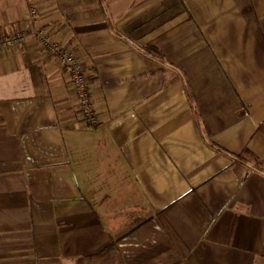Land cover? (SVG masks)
Segmentation results:
<instances>
[{
	"label": "crops",
	"instance_id": "crops-1",
	"mask_svg": "<svg viewBox=\"0 0 264 264\" xmlns=\"http://www.w3.org/2000/svg\"><path fill=\"white\" fill-rule=\"evenodd\" d=\"M33 27L100 124L34 37L0 51V264H264V0H0V35Z\"/></svg>",
	"mask_w": 264,
	"mask_h": 264
},
{
	"label": "built area",
	"instance_id": "built-area-1",
	"mask_svg": "<svg viewBox=\"0 0 264 264\" xmlns=\"http://www.w3.org/2000/svg\"><path fill=\"white\" fill-rule=\"evenodd\" d=\"M31 18L37 16V8L30 7ZM34 37L37 45L49 56L55 58L68 72L74 91L78 122L93 129L100 124L95 103L90 93L89 81L79 53L53 39L40 28H24L0 35V51L23 46L29 37Z\"/></svg>",
	"mask_w": 264,
	"mask_h": 264
},
{
	"label": "trees",
	"instance_id": "trees-1",
	"mask_svg": "<svg viewBox=\"0 0 264 264\" xmlns=\"http://www.w3.org/2000/svg\"><path fill=\"white\" fill-rule=\"evenodd\" d=\"M116 34L118 36H120L121 38L125 39L126 41H128L134 48H136L139 52H141L143 55L145 56H148L150 58H153V59H156L157 61L165 64L167 67H169L170 69H173L175 71H177L180 75H181V78H182V81H183V84H184V87L187 91V94L189 96V98L191 99V103H192V107H193V111L195 113V117L197 119V122L200 124L201 128H202V121H201V118L199 116V112H198V108H197V105L195 103V100H194V97H193V94H192V91H191V88H190V84L187 80V77H186V74L179 70V68H177L175 65L171 64L170 62H168L167 60H165V57L163 55V53L157 48V47H154V46H150V45H141V44H138L137 42L131 40L130 38H128L125 34L121 33L119 30H115ZM203 130V138L206 142V144L212 148L213 150L229 157V158H232L233 160H240V157L239 155L237 154H233L229 151H227L226 149H224L223 147H220L219 145L213 143L209 137L207 136L204 128H202Z\"/></svg>",
	"mask_w": 264,
	"mask_h": 264
}]
</instances>
